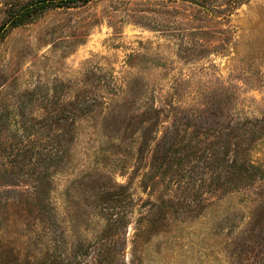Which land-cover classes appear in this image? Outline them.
Segmentation results:
<instances>
[{"label": "rangeland", "instance_id": "1", "mask_svg": "<svg viewBox=\"0 0 264 264\" xmlns=\"http://www.w3.org/2000/svg\"><path fill=\"white\" fill-rule=\"evenodd\" d=\"M264 264V0H0V264Z\"/></svg>", "mask_w": 264, "mask_h": 264}, {"label": "trees", "instance_id": "2", "mask_svg": "<svg viewBox=\"0 0 264 264\" xmlns=\"http://www.w3.org/2000/svg\"><path fill=\"white\" fill-rule=\"evenodd\" d=\"M49 264H80L78 262H73V263H69V262H66L65 260H62L59 258V256H55V255H49ZM93 264V263H91ZM97 264H99V262H97ZM133 264V263H132Z\"/></svg>", "mask_w": 264, "mask_h": 264}]
</instances>
